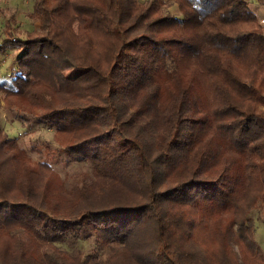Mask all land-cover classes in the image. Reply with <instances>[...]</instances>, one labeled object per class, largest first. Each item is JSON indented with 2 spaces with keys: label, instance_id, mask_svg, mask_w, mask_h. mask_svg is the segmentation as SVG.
Returning a JSON list of instances; mask_svg holds the SVG:
<instances>
[{
  "label": "trees",
  "instance_id": "16d2710c",
  "mask_svg": "<svg viewBox=\"0 0 264 264\" xmlns=\"http://www.w3.org/2000/svg\"><path fill=\"white\" fill-rule=\"evenodd\" d=\"M28 16L23 37L5 21L1 106L53 132L32 159L0 125V264L261 257L264 29L247 0H33ZM59 153L90 171L61 178Z\"/></svg>",
  "mask_w": 264,
  "mask_h": 264
},
{
  "label": "rangeland",
  "instance_id": "374dc122",
  "mask_svg": "<svg viewBox=\"0 0 264 264\" xmlns=\"http://www.w3.org/2000/svg\"><path fill=\"white\" fill-rule=\"evenodd\" d=\"M247 2L249 7L257 14L264 29V0H247ZM32 4L33 0H0V40L3 38V28L8 18L13 20L12 25L15 27V31L18 33L19 37H23L25 31L38 27V21L28 16ZM169 10L173 13L171 9ZM15 51L13 47H8L0 54V83L7 84L12 78V71L16 66L12 60ZM82 70V68L66 66L63 69V73L66 76L72 77ZM1 97L2 93L0 92V125L2 129L10 137L18 136L19 142L26 148L28 155L32 159H37L39 157V152L36 151V147L33 145L45 141L46 139H51L53 129L36 122L28 126L22 124L14 119L9 110L1 106L3 104ZM50 163L58 175L65 180L71 174L77 173L80 170L90 171L89 164L65 160L61 153L57 154L52 161L50 160ZM251 215L254 218L255 224L254 239L261 251V257L253 255L252 261L250 259L251 263H246L249 261L248 258L247 261L245 260L244 263L241 262L240 264H264V211L253 210ZM57 245L68 252L80 250L83 253L92 252L93 249L97 247L92 239L83 240L74 245L68 242H58ZM233 247L236 248L235 246ZM247 255L250 257L249 253Z\"/></svg>",
  "mask_w": 264,
  "mask_h": 264
},
{
  "label": "crops",
  "instance_id": "0c3cea01",
  "mask_svg": "<svg viewBox=\"0 0 264 264\" xmlns=\"http://www.w3.org/2000/svg\"><path fill=\"white\" fill-rule=\"evenodd\" d=\"M173 13H178V6L176 3L171 4L169 7Z\"/></svg>",
  "mask_w": 264,
  "mask_h": 264
}]
</instances>
